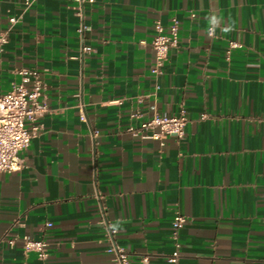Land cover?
<instances>
[{
    "label": "crops",
    "instance_id": "obj_1",
    "mask_svg": "<svg viewBox=\"0 0 264 264\" xmlns=\"http://www.w3.org/2000/svg\"><path fill=\"white\" fill-rule=\"evenodd\" d=\"M77 8L0 0V31L18 19L0 93L38 69L47 106L21 169L0 172V264H113L108 225L131 264H167L176 209L179 264H264V0H97L82 19ZM173 17L179 44L154 75L153 25ZM182 108V139L126 129L133 111L138 123ZM16 235L45 238L48 257L10 246Z\"/></svg>",
    "mask_w": 264,
    "mask_h": 264
},
{
    "label": "built area",
    "instance_id": "obj_2",
    "mask_svg": "<svg viewBox=\"0 0 264 264\" xmlns=\"http://www.w3.org/2000/svg\"><path fill=\"white\" fill-rule=\"evenodd\" d=\"M97 0H77L78 8L76 15L81 19L84 17V5L93 4ZM33 0H24L25 7H29ZM191 15L194 13L191 11ZM17 17H10L9 21L13 25ZM12 25L5 27L0 31V54L4 51V46L8 43L9 31ZM179 27L180 21L173 17L171 22L166 26L161 20H156L153 28L155 34L151 41L153 49V66L152 73L159 75L163 72L166 61L169 59L172 48L179 44ZM85 25L81 23L78 28L82 35ZM208 35L214 36V26L208 27ZM241 46L237 41H230L226 48V58L230 59L232 49ZM83 50L86 52L93 51V47L83 44ZM18 73L21 78L14 82L12 87L0 93V172L16 171L22 167L20 153L26 149L31 140L39 133L41 124L38 118L47 111V106L42 102L41 97L45 89V82L38 69L21 68ZM83 106V103L80 104ZM140 116V113L133 111L132 120L127 126V131L140 139L160 140L172 136L182 139L185 136V127L189 117L184 108L179 113L160 114L155 113L153 116L134 123L133 119ZM207 115L204 114L203 118ZM30 124V125H29ZM97 196L100 197L99 193ZM105 222V219L102 220ZM187 222V216L180 210L176 209L172 221L173 249L166 255L167 264H179L182 241L180 231ZM52 225L51 221L45 223L46 227ZM107 237L112 244L113 264H131V256L123 247L117 245L114 240L115 229L107 226ZM10 246L20 244L25 251L36 253L40 259L48 257L49 242L45 238H33L30 235L12 236L6 239ZM141 264H153L151 254L143 253L140 255Z\"/></svg>",
    "mask_w": 264,
    "mask_h": 264
},
{
    "label": "clouds",
    "instance_id": "obj_3",
    "mask_svg": "<svg viewBox=\"0 0 264 264\" xmlns=\"http://www.w3.org/2000/svg\"><path fill=\"white\" fill-rule=\"evenodd\" d=\"M212 22L213 23H216L217 22L215 17L212 18Z\"/></svg>",
    "mask_w": 264,
    "mask_h": 264
}]
</instances>
